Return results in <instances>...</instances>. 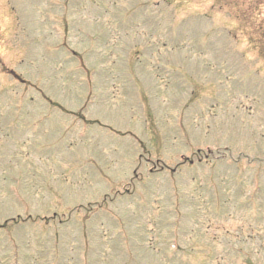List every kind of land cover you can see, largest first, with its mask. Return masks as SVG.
<instances>
[{
    "label": "rangeland",
    "instance_id": "rangeland-1",
    "mask_svg": "<svg viewBox=\"0 0 264 264\" xmlns=\"http://www.w3.org/2000/svg\"><path fill=\"white\" fill-rule=\"evenodd\" d=\"M0 264H264V0H0Z\"/></svg>",
    "mask_w": 264,
    "mask_h": 264
}]
</instances>
